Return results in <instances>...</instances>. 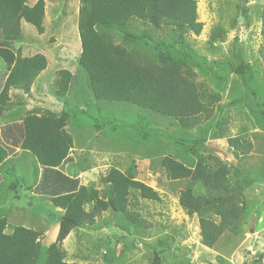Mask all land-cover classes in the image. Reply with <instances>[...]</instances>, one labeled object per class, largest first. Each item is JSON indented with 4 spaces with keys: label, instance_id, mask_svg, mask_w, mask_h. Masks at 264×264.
Segmentation results:
<instances>
[{
    "label": "trees",
    "instance_id": "16d2710c",
    "mask_svg": "<svg viewBox=\"0 0 264 264\" xmlns=\"http://www.w3.org/2000/svg\"><path fill=\"white\" fill-rule=\"evenodd\" d=\"M46 2L0 0V117L8 114L15 103L11 98L13 90L33 97V86L51 64L46 52L24 48L21 43L28 27L39 34L45 32ZM79 3L71 25L78 32L77 61L87 86V91L81 92V102L75 95L64 99L78 81L75 73L64 65L54 78V95L63 100L64 109L41 112L33 106L24 114L11 113L17 114L19 120L3 125L0 131V165L19 147L36 157L43 174L49 172L50 180L61 177L70 182L47 196L63 210L58 234L45 246L43 232L24 225L10 226L6 216L0 215V264H79L67 258L63 247L71 230L91 226L97 230L109 225L123 231L117 245L124 250L145 245L153 264H190L186 251L180 247L183 239L180 232L173 229L165 235L157 234L143 210L135 208L138 204L133 205L134 199L162 202L161 193L137 177L136 157L147 158L153 171H162L169 180L183 184L177 193L179 205L189 216H197L202 245L212 248L227 233L234 236L244 233L243 226L251 215L245 191L254 179L246 176L250 166L244 170L241 165L216 160L217 156L206 152L207 140L233 136L222 131L223 125L217 120L219 97L209 96L206 80L198 79L196 74V68L202 73L204 68L214 73L216 66L224 65L241 76L254 74L245 60L241 39L235 35L231 42L235 65L200 56L188 42L189 34L199 35L203 29L198 20L197 0H80ZM235 7L231 27L238 26L241 19L250 25L247 8L238 2ZM258 10L264 37V8ZM226 33L227 29L218 25L210 35V44L215 46L216 42L224 41ZM250 95L253 102L257 100L256 92ZM94 102L95 115L101 117L96 124L108 126L107 130L117 134L119 141H125L127 146L120 151L126 150L129 160L126 164H111L101 181L80 185L78 174L70 177L64 168L66 163L71 164L68 160L77 145L76 128L71 123L76 122L72 120L75 115L72 105L76 104L77 109L84 103L89 110ZM112 103H119L121 112L111 111L104 117V108L108 109ZM258 104L264 107L263 101ZM248 107L251 112L256 111L253 105ZM88 110L80 112L87 115ZM260 113L264 115V110ZM69 125L73 126L70 130ZM122 129L125 136L119 132ZM199 131L201 134L195 135ZM204 132L210 137L202 136ZM171 140L176 143L174 152L172 147L168 150ZM137 149L141 155L133 154ZM88 161L86 157L72 164L80 171H88L92 167L87 165ZM43 183L45 179L36 193H49ZM14 192L19 197L16 187ZM104 213L108 214L103 218ZM118 214L125 215L131 224L117 223ZM96 218L100 220L95 222ZM138 228L150 229L154 241L137 238L138 235L128 240L127 234H137ZM101 242V239L96 242L100 250L104 247ZM114 249L100 252L104 264H110L118 256ZM258 262L254 260L252 264Z\"/></svg>",
    "mask_w": 264,
    "mask_h": 264
},
{
    "label": "rangeland",
    "instance_id": "374dc122",
    "mask_svg": "<svg viewBox=\"0 0 264 264\" xmlns=\"http://www.w3.org/2000/svg\"><path fill=\"white\" fill-rule=\"evenodd\" d=\"M29 2L31 3L33 0H29ZM79 2L80 0H47L45 32L39 34L33 27L26 29L21 42L24 44L23 47H32L46 52L51 59V64L48 70L39 76L33 86V99H29L24 92L18 93L19 89L12 91L14 98L22 102L21 105L13 109L18 110V113L22 112L24 114L32 106H37L38 109L48 108L55 112H61L60 110L64 109L65 103L63 100H59L54 95V78L57 76V70L64 65L75 73L78 80L76 81L77 84H74L72 92L64 99H72L75 95L77 96L76 100L81 102V92L83 90L87 91V86L85 74L77 61L78 50H80L78 32L71 25V19L77 17ZM237 2L247 8L245 12L251 22L249 25L241 19L238 26L235 27L237 28L235 31V28L231 27V22L235 17ZM259 7L260 9L264 8V0H250L248 2H239V0H197L198 20L203 23V29L199 35L191 33L188 36V42L200 56L207 60L232 62L235 65L237 60L233 57L235 51L232 52L231 50V42L235 35H239L241 47H244L245 60L250 63L254 73H244L241 76L226 65L216 66L214 73L209 72L208 68L202 70L205 73L196 68L198 79L206 80L207 94L214 98L219 97L220 101H217V120L223 125L222 131H226L229 136H235L239 141L238 144H242L244 147L242 150L239 147L240 151L236 150L238 152L234 153L235 151L233 152L230 148L227 149L226 145L221 146V148H218L219 155H215V157L217 156L216 160H224L233 166L241 165L244 170L250 166L246 176L248 175L254 179L245 191L249 200L248 208L251 215L243 226L244 233L235 236L227 233L212 248L202 245L200 243L197 216H189L177 201V193L183 184L169 180L162 171H153L151 161L136 157V163L139 167L137 177L157 189L161 193L162 202L134 199L133 205L138 204L135 208L143 210L144 217L152 222L157 234L165 235L173 229L180 232L184 239H182L180 247L186 251L190 264H252L254 260L259 261L257 264H264V115L260 113V110H264V107L258 104L264 102V37ZM218 25L219 27L220 25L224 26L227 33L224 41L216 42L215 46H212L209 38L213 29ZM252 92L258 94L257 100L254 102L250 95ZM75 105H72L74 110L72 112H75V117L72 116V120L76 119V122L72 121L71 123L76 128L75 141L77 145L73 148L71 158L68 161H71V164L72 162L79 163L83 158L88 157L87 165L92 167L87 172L91 173L93 178L91 179L88 175L87 180L91 179V181L99 182L101 176L111 164H126L129 160L126 150H120H123V147L127 145L124 140L119 141L117 134L115 135V133L107 130L109 129L108 126L104 125L105 127H103L101 124L99 126L96 124L97 119L100 120L101 118L95 115L96 102H94L93 108L89 110L88 107L86 109L84 103L83 105L79 104L80 106L78 105L77 109ZM118 105L119 103H112L108 109L104 108L103 116L107 117L111 111H120ZM250 105H253L256 111L251 112L248 107ZM81 106L84 107L80 108ZM82 109L88 110L87 115L80 112ZM17 114L13 120H19ZM11 120L9 116L0 117V123ZM70 128H73V126L69 125L68 129L70 130ZM173 128H175L174 125ZM72 130L71 132H73ZM124 131L125 129H122L119 132L124 135ZM200 134V131L195 133V135ZM202 136L210 137L205 132L202 133ZM210 140H207L206 143ZM226 140L225 138L220 139L221 143H226ZM168 143V150L172 147V152H174L176 143L172 140ZM136 151V153L132 151L134 155H141L142 152H138V149ZM113 156L114 159L112 160ZM71 164H65L66 173ZM8 166H13V169L9 172L2 170V189L5 190L9 183L15 179L20 182L21 186L18 187L20 198L12 200L10 207L17 208L19 216L33 215L32 228H45L46 230V237L43 236L42 238L46 246L55 240L57 236L54 228L57 227V224L59 225V210L46 202L47 196L52 192L32 194L25 187V185L31 184L33 173L38 166L37 160L33 154L24 150L17 156L11 157ZM235 169L237 170V168ZM79 181H83L82 177L79 178ZM59 184L62 185V183ZM71 187L73 186L71 185ZM253 218L255 219V231L251 232ZM99 220L100 218H96L95 222ZM115 221L125 225L131 224L123 214H118ZM92 231L95 232L90 230L85 234L86 236H80L79 232H74L64 240L63 247L69 260L80 264H104L100 252H103L105 248L115 247L114 251L116 254L118 251V256L113 257L110 264H153L152 254L146 249L145 245L139 244L138 248L130 247L128 249L125 247V250L122 245L116 248L118 238L123 231H115V226L111 227V232H105V229H101L99 232L102 235L98 232V229H92ZM136 232L137 234L132 235L126 233L128 240H133L138 235L137 238L154 241L150 229L138 228ZM184 235H186L185 238ZM100 239L102 241L101 246H104L101 250L96 243Z\"/></svg>",
    "mask_w": 264,
    "mask_h": 264
},
{
    "label": "crops",
    "instance_id": "0c3cea01",
    "mask_svg": "<svg viewBox=\"0 0 264 264\" xmlns=\"http://www.w3.org/2000/svg\"><path fill=\"white\" fill-rule=\"evenodd\" d=\"M0 66H2V61H0ZM32 91H33V89H32ZM12 93H11V98H12V100L15 101V103L12 105V109L9 111V113L6 114V115H4V116L11 117L12 120L9 121V122L0 123V131H1V128H2L3 125H6V124H8V123H10L12 121H15V120H13L14 119V115H11V113H18V110H13V109L16 106H19V105L22 104V102L20 100H17V99L14 98V96H13ZM29 99H33V98L32 97H29ZM35 108H37V106H35ZM47 109L48 108H39V111L43 112V111H46ZM220 139H223V138L211 139L206 144L207 145L206 152H208V155H219L218 154V152H219L218 148H221V146H224V145H226V148L227 149L230 148V150H232L233 152L235 151L234 153H237L238 152L236 150H239L240 151L239 147L241 148V150L244 148L242 144L241 145L238 144L239 141H238V139L235 136H233L231 138H229V137L228 138H225V139H227L226 140V143H221ZM22 151H24V150H22L19 147H16L15 150H14V152L6 160V162L3 165H0V215L6 216V218L8 219V223L10 224V226H12V225H24L26 227H31L32 228L31 224L34 223L33 215H21V216H19L18 209L15 208V207H10V204L12 203V200H15V198L16 199H19L20 198V194H19V197H16L15 192H14L15 187L18 189V186H20V182L17 179L12 180L9 183V185L7 186V188L5 190L2 189V184H3V172H2V170L3 171H7V172L11 171L13 169V166L12 167L8 166L9 159L11 157H13V156H17L18 154L22 153ZM226 151L227 150L225 149V152ZM237 155H239V154H237ZM34 158L36 159V157H34ZM143 159L148 160L147 158H143ZM75 165L76 164H71L70 167H68V172H67L68 176L72 177V176H75V175L78 174L77 175L78 178L82 177V180H83L82 182L79 183L80 185L90 183L91 182V179L93 178L92 174L89 173V172H87V171H80L79 170V167H77ZM48 174H49V172H45V175L43 174V171L41 170V167H40V165L38 163V166L36 167V170L33 173L31 184L30 185H27V186L25 185L26 189H28L32 194H37L35 191H38V188L40 186H42V180H44V179H45V184L43 183V186L44 187H47V191L48 192H52V191H55L56 192L57 190H62L64 184H70L69 181L66 182L61 177H54V178H51V180H50V178L47 177ZM88 175H90V177H91V179L89 181L87 180ZM44 176H45V178H44ZM57 181H59V183H62V185H60ZM150 186H152V185H150ZM39 196L42 197V195H39ZM9 200H11V201H9ZM46 200H47L46 201L47 203L52 204L51 201L48 198H46ZM177 201L179 203L178 197H177ZM29 205H31V203H29ZM54 207H56V206H54ZM56 208H58V210H59V218H58V223H59V219H60V216H61V213L63 212V210L61 208H59V207H56ZM107 214L108 213H104L103 214L104 215L103 218L106 217ZM14 223H16V224H14ZM113 226L112 225L103 226V228L101 227V229H105V232H107V231L111 232V227H113ZM101 229H98V232ZM36 230H39V231L43 232L42 238H43V236L46 237V230H45V228H39V229H36ZM58 230H59V225L57 224V227L54 228V231H55L56 235L58 234ZM90 230H91V232H95V231H92V226L90 228H88V229H86V228L85 229L84 228H74L73 230H71V232L69 233V235L70 234H73L74 232H79L80 233V236H86L85 234H87ZM115 231H117L116 226H115ZM119 246L120 245H117V247H119Z\"/></svg>",
    "mask_w": 264,
    "mask_h": 264
},
{
    "label": "water",
    "instance_id": "95a60500",
    "mask_svg": "<svg viewBox=\"0 0 264 264\" xmlns=\"http://www.w3.org/2000/svg\"><path fill=\"white\" fill-rule=\"evenodd\" d=\"M255 231V219L253 218L252 223H251V232Z\"/></svg>",
    "mask_w": 264,
    "mask_h": 264
}]
</instances>
